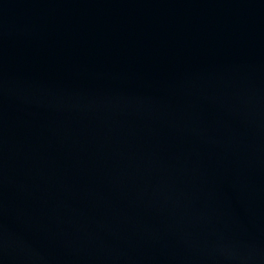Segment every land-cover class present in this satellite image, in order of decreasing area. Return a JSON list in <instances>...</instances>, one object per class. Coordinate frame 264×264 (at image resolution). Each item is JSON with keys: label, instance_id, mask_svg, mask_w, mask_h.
Listing matches in <instances>:
<instances>
[{"label": "water", "instance_id": "95a60500", "mask_svg": "<svg viewBox=\"0 0 264 264\" xmlns=\"http://www.w3.org/2000/svg\"><path fill=\"white\" fill-rule=\"evenodd\" d=\"M0 264H264V0H0Z\"/></svg>", "mask_w": 264, "mask_h": 264}]
</instances>
